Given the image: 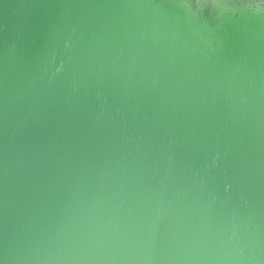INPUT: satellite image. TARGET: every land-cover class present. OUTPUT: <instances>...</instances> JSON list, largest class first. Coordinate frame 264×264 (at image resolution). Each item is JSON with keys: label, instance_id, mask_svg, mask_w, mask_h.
Wrapping results in <instances>:
<instances>
[{"label": "water", "instance_id": "obj_1", "mask_svg": "<svg viewBox=\"0 0 264 264\" xmlns=\"http://www.w3.org/2000/svg\"><path fill=\"white\" fill-rule=\"evenodd\" d=\"M0 264H264V0H0Z\"/></svg>", "mask_w": 264, "mask_h": 264}]
</instances>
